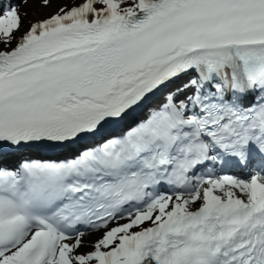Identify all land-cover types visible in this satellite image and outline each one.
Masks as SVG:
<instances>
[{
	"label": "snow or ice",
	"instance_id": "6c2138e0",
	"mask_svg": "<svg viewBox=\"0 0 264 264\" xmlns=\"http://www.w3.org/2000/svg\"><path fill=\"white\" fill-rule=\"evenodd\" d=\"M19 9L0 0V264H264V0Z\"/></svg>",
	"mask_w": 264,
	"mask_h": 264
},
{
	"label": "rangeland",
	"instance_id": "374dc122",
	"mask_svg": "<svg viewBox=\"0 0 264 264\" xmlns=\"http://www.w3.org/2000/svg\"><path fill=\"white\" fill-rule=\"evenodd\" d=\"M12 2L20 4L19 10H20L21 16L24 17L23 27L26 28L28 24H30L33 21V19L43 18L49 12L53 11L56 8L57 4L60 2H63V0H53L51 8H48V9H44L40 7L39 0H28V3L26 4L23 3L22 0H13ZM88 238H93L92 240H94L96 236L93 235V236L86 237V239Z\"/></svg>",
	"mask_w": 264,
	"mask_h": 264
},
{
	"label": "bare ground",
	"instance_id": "6f19581e",
	"mask_svg": "<svg viewBox=\"0 0 264 264\" xmlns=\"http://www.w3.org/2000/svg\"><path fill=\"white\" fill-rule=\"evenodd\" d=\"M93 238H88V239H86V243L89 241V240H92Z\"/></svg>",
	"mask_w": 264,
	"mask_h": 264
}]
</instances>
